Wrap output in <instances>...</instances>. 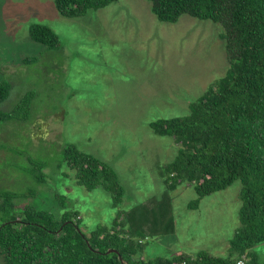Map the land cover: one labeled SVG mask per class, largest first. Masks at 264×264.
Segmentation results:
<instances>
[{"label": "rangeland", "instance_id": "obj_1", "mask_svg": "<svg viewBox=\"0 0 264 264\" xmlns=\"http://www.w3.org/2000/svg\"><path fill=\"white\" fill-rule=\"evenodd\" d=\"M35 22L57 32V48L30 38ZM214 26L187 14L176 22L159 21L148 0H115L72 18L59 15L54 0H0V80L11 86L0 112L35 94L25 121L0 119V189L21 195L38 190L14 198L16 206L55 212L52 191L70 193L89 227L159 197L164 190L159 170L174 159L177 144L172 136L154 133L149 123L186 114L189 103L225 74L223 41ZM69 143L114 168L124 190L120 203L113 206L101 187L86 190L74 180H59L60 170L70 169L57 168L55 154ZM40 170L46 181L35 190ZM240 191L235 180L198 198L189 183L179 184L170 192L174 232L146 236L136 255L226 256L239 223ZM254 250L264 260V242Z\"/></svg>", "mask_w": 264, "mask_h": 264}, {"label": "trees", "instance_id": "obj_2", "mask_svg": "<svg viewBox=\"0 0 264 264\" xmlns=\"http://www.w3.org/2000/svg\"><path fill=\"white\" fill-rule=\"evenodd\" d=\"M112 1L54 0V6L59 15L72 18ZM148 1L159 21L176 22L187 14L216 24L228 65L223 76L189 103L186 114L149 123L154 133L172 136L177 144L174 159L159 170L163 192L121 209L109 223L89 227L79 216L80 201L70 193L52 191L55 212L28 203L16 206L14 198L36 195L38 190L22 196L1 188L0 264H234L242 255L248 258L247 264H264L254 250L264 242V0ZM29 36L49 49L59 45L57 32L46 24L32 23ZM10 87L0 80V102ZM34 96L25 94L12 110L0 112V119L25 121ZM55 155L60 158L57 168L70 169L60 170L59 180H74L72 184L86 190L101 187L111 194L113 206L121 202L124 190L109 163L70 143ZM235 180L241 183L239 223L226 256L199 251L195 256L181 253L146 260L136 255L144 250L146 236L174 232L170 192L179 184L189 183L201 198ZM45 181L40 170L34 189ZM196 204L194 200L189 205Z\"/></svg>", "mask_w": 264, "mask_h": 264}, {"label": "built area", "instance_id": "obj_3", "mask_svg": "<svg viewBox=\"0 0 264 264\" xmlns=\"http://www.w3.org/2000/svg\"><path fill=\"white\" fill-rule=\"evenodd\" d=\"M248 258L242 255L234 264H247Z\"/></svg>", "mask_w": 264, "mask_h": 264}]
</instances>
